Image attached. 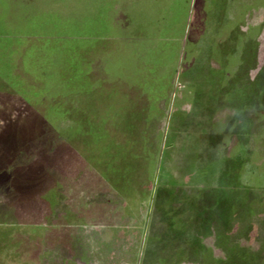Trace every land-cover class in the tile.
<instances>
[{
	"label": "rangeland",
	"instance_id": "rangeland-1",
	"mask_svg": "<svg viewBox=\"0 0 264 264\" xmlns=\"http://www.w3.org/2000/svg\"><path fill=\"white\" fill-rule=\"evenodd\" d=\"M121 2L0 0V264H264V0Z\"/></svg>",
	"mask_w": 264,
	"mask_h": 264
},
{
	"label": "crops",
	"instance_id": "crops-1",
	"mask_svg": "<svg viewBox=\"0 0 264 264\" xmlns=\"http://www.w3.org/2000/svg\"><path fill=\"white\" fill-rule=\"evenodd\" d=\"M142 1L143 0H127V1L122 0L121 6L118 5L119 7H121V10H123L122 13L120 12V16L122 17L121 19L124 21V25H127V26L129 25V21H127V20H130L132 24H134V23L141 24L139 21L141 19H143V17H144V16H140L141 15L140 10L142 8ZM176 1H180V0H176ZM125 2L127 3L126 5H125ZM185 2H186V0H184V3ZM138 9H139V13L136 14ZM133 19H135V20H133Z\"/></svg>",
	"mask_w": 264,
	"mask_h": 264
}]
</instances>
